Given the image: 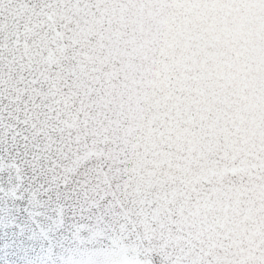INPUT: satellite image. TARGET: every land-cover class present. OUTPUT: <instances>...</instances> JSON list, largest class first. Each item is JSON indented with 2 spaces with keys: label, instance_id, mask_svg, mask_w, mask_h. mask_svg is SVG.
<instances>
[{
  "label": "snow or ice",
  "instance_id": "snow-or-ice-1",
  "mask_svg": "<svg viewBox=\"0 0 264 264\" xmlns=\"http://www.w3.org/2000/svg\"><path fill=\"white\" fill-rule=\"evenodd\" d=\"M0 264H264V0H0Z\"/></svg>",
  "mask_w": 264,
  "mask_h": 264
}]
</instances>
